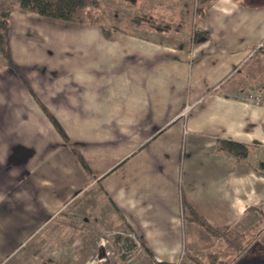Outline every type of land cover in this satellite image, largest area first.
Masks as SVG:
<instances>
[{
	"label": "crops",
	"instance_id": "obj_1",
	"mask_svg": "<svg viewBox=\"0 0 264 264\" xmlns=\"http://www.w3.org/2000/svg\"><path fill=\"white\" fill-rule=\"evenodd\" d=\"M194 1L117 0L111 36L103 23L12 11L9 59L0 51V264L16 253L96 264L106 231L152 264H183L211 238L183 220L181 191L213 225L252 221L264 103L243 91L264 93V5L214 0L193 25ZM220 138L252 144L250 162L219 151Z\"/></svg>",
	"mask_w": 264,
	"mask_h": 264
},
{
	"label": "trees",
	"instance_id": "obj_2",
	"mask_svg": "<svg viewBox=\"0 0 264 264\" xmlns=\"http://www.w3.org/2000/svg\"><path fill=\"white\" fill-rule=\"evenodd\" d=\"M213 1L214 0H195L191 5L189 24L193 23L194 25L196 18L200 17ZM239 1L241 3H245L247 0ZM103 5V0H14L10 4L0 8V51L6 58L9 59L7 43L9 38L11 13L15 8L36 12L51 18L94 24L103 23L105 19H108L105 14L98 18L88 19V12L86 10L94 7L103 8ZM246 5H264V0H250V2L246 3ZM111 6L113 5H110V8ZM148 22L152 23L151 21ZM104 32L106 36H111L112 31L108 26H105ZM14 68L16 67L14 66ZM42 107L59 134L63 137L65 142L69 145L71 151L77 157L82 168L88 173L91 172V169L80 148L67 135L64 128L54 115L44 105H42ZM217 149L234 156L237 160H246L250 162L253 145L243 141L220 138L217 142ZM251 164L255 171L264 177V159H259L256 163L251 162ZM181 207L183 220L185 222H192L196 224L211 238L208 241H203L202 244V247L205 249L204 254L206 260L201 259L196 254L187 255L189 261L194 264H224L228 261L232 262L237 260L246 253L252 244L257 241L260 236V232L263 229V227L256 225L250 226L246 230H242L233 225H213L198 211L183 191H181ZM249 208L259 213L264 225V207L259 205ZM155 264L177 263L155 261Z\"/></svg>",
	"mask_w": 264,
	"mask_h": 264
},
{
	"label": "rangeland",
	"instance_id": "obj_3",
	"mask_svg": "<svg viewBox=\"0 0 264 264\" xmlns=\"http://www.w3.org/2000/svg\"><path fill=\"white\" fill-rule=\"evenodd\" d=\"M12 1H14V0H12ZM116 1L117 0H103V4H104L103 8L94 7L91 9H87L86 11L88 12V19L98 18V17L105 14V16L108 20L105 19L103 24H105V26L109 27L110 13L113 11V9L110 8V5L115 4ZM118 1H120V0H118ZM11 2H9L8 4H10ZM253 215H254V218H252L251 222H249L250 216H248V219H246L245 221L240 223L239 227L242 230H246L247 228H249V226H254V225L263 227V229L260 232V236L258 237V239L256 241L259 243L260 242L263 243L264 242V225H263L262 218L259 215V213H257V212L254 213ZM106 234L108 236L105 235L102 239V241H103V246H102L103 247L102 248L103 253H100L99 251H97L95 254L92 255L95 258L94 260H95L96 264H117L115 262L116 261L115 259H117L119 261L118 264H152V261L150 259H148L147 254L143 250H136L134 252V249H133V251H131V247H129L131 245L130 242H128V244L126 246H125V244H123L122 246H117L116 239L114 237H112L113 236L112 232L106 231ZM40 237L41 236H38V240L40 239ZM108 237H111V238H108ZM218 244H220V243H218ZM26 249H28V247ZM26 249L22 248V250H21L22 254L26 252L25 251ZM41 249L43 250V247ZM42 250H40V251H42ZM204 253H205L204 250H200V249L195 251V254L197 256H199L203 260H206ZM75 256H77V254H75ZM130 257H132V259L130 261H128V259ZM7 260L8 261L6 262V264H35V262H34L35 259L33 260L32 256H28L27 253L23 254V256L19 255V253L13 254L12 256L8 257ZM183 264H194V263L189 262V260H187Z\"/></svg>",
	"mask_w": 264,
	"mask_h": 264
},
{
	"label": "flooded vegetation",
	"instance_id": "obj_4",
	"mask_svg": "<svg viewBox=\"0 0 264 264\" xmlns=\"http://www.w3.org/2000/svg\"><path fill=\"white\" fill-rule=\"evenodd\" d=\"M263 242V241H262ZM257 243V242H256ZM249 257L247 260L242 261L239 264H264V242L263 243H258V244H253L251 245L248 250L246 251L245 254L249 253ZM244 254V255H245ZM244 255H242L241 257H243ZM240 257V258H241ZM238 258L235 261L232 262H226L224 264H237L238 260L240 259Z\"/></svg>",
	"mask_w": 264,
	"mask_h": 264
},
{
	"label": "built area",
	"instance_id": "obj_5",
	"mask_svg": "<svg viewBox=\"0 0 264 264\" xmlns=\"http://www.w3.org/2000/svg\"><path fill=\"white\" fill-rule=\"evenodd\" d=\"M243 96L248 100V101H252L254 103H264V93L261 92L260 90H256L253 88H245L243 91ZM191 105L187 104L183 111L182 114L186 115L188 113V111L190 110ZM262 207H264V202L261 203Z\"/></svg>",
	"mask_w": 264,
	"mask_h": 264
},
{
	"label": "water",
	"instance_id": "obj_6",
	"mask_svg": "<svg viewBox=\"0 0 264 264\" xmlns=\"http://www.w3.org/2000/svg\"><path fill=\"white\" fill-rule=\"evenodd\" d=\"M258 243H259V242L255 243V244H258ZM249 254H250V252L247 253V254H245L243 257H241V258L238 260L237 264L241 263V262L244 261V260H247L248 257H249Z\"/></svg>",
	"mask_w": 264,
	"mask_h": 264
}]
</instances>
